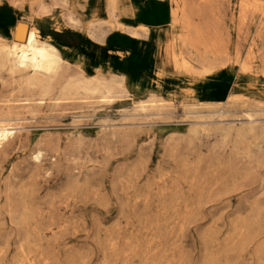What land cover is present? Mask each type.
<instances>
[{"label": "rangeland", "instance_id": "374dc122", "mask_svg": "<svg viewBox=\"0 0 264 264\" xmlns=\"http://www.w3.org/2000/svg\"><path fill=\"white\" fill-rule=\"evenodd\" d=\"M176 1L228 49L215 75L193 79L166 55L184 30ZM246 1L120 0L134 12L121 21L149 26L124 32L144 75L130 55L115 66L106 42H89L88 24L113 18L108 0H47L42 15L34 4L29 24L47 20L68 73L92 57L94 74H125L131 90L112 102H18L0 146V264H264V12L243 20ZM22 78L3 70L0 91L22 90ZM151 91L165 102H142Z\"/></svg>", "mask_w": 264, "mask_h": 264}, {"label": "bare ground", "instance_id": "6f19581e", "mask_svg": "<svg viewBox=\"0 0 264 264\" xmlns=\"http://www.w3.org/2000/svg\"><path fill=\"white\" fill-rule=\"evenodd\" d=\"M176 2L177 5L171 10L172 23L182 22L184 30L167 42L166 55L173 60L178 72L190 74L193 79L215 75L216 69L225 63L222 59L228 49L218 37L215 38L214 33L209 38L206 31L193 22L186 3ZM35 3L40 5L41 15L47 12V0H0V74L6 69L23 73L22 90L9 93L0 91V102H6L4 114L0 117V146L16 133V118L13 115L14 109L20 106L18 102H90L94 99L112 102L129 96L131 90L125 74H106L102 70L94 74L92 57L89 58V69L81 66L76 73H68L69 61L55 39L42 29L41 22L46 26L47 20L42 16L40 25L29 24L28 13ZM260 8L264 12V3L247 0L242 5L243 20L251 14L255 16ZM107 9L113 17L107 21L108 24H94L93 20L86 27L89 42L92 44L94 38L106 42L108 49L117 54L110 61L111 64L123 67L127 62L126 55H130L136 64H140L141 74L149 72V64L141 62L137 47L126 45L128 36L124 33L127 31L138 37L148 32L149 26L142 24V31H139L121 21L119 15H133L134 12L120 6V0H108ZM209 9L213 11L214 8L209 6ZM20 13H24L26 18L19 20ZM70 18L74 19L72 15ZM186 46L192 47V55L185 52ZM249 48L253 59L258 58L255 39L250 41ZM244 67L251 69L252 66L246 63ZM150 89L149 86L145 87V90ZM151 92L149 99L142 102H165L159 94ZM164 105L161 103V106ZM41 155L42 151H39L36 157L40 158Z\"/></svg>", "mask_w": 264, "mask_h": 264}]
</instances>
